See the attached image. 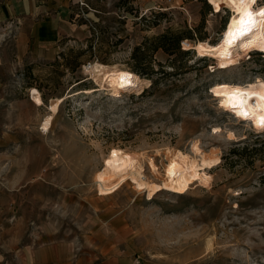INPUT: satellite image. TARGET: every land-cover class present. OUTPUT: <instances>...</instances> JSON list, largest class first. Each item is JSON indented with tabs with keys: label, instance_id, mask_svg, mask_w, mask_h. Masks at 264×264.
I'll return each instance as SVG.
<instances>
[{
	"label": "rangeland",
	"instance_id": "374dc122",
	"mask_svg": "<svg viewBox=\"0 0 264 264\" xmlns=\"http://www.w3.org/2000/svg\"><path fill=\"white\" fill-rule=\"evenodd\" d=\"M88 5L80 37L61 38L53 58L11 74L0 110V264H57L41 258H56L59 247L60 264H264V120H241L212 94L217 82L264 80V57L233 36L236 14L208 0ZM225 24L232 40L222 43ZM167 29L190 30L193 38L180 40L188 53L152 52V36ZM136 47L150 78L131 68ZM106 66L136 73L140 88L114 96L95 79ZM175 149L219 161L182 193L148 197L130 179L100 193L95 175L108 155L136 156L158 183Z\"/></svg>",
	"mask_w": 264,
	"mask_h": 264
},
{
	"label": "bare ground",
	"instance_id": "6f19581e",
	"mask_svg": "<svg viewBox=\"0 0 264 264\" xmlns=\"http://www.w3.org/2000/svg\"><path fill=\"white\" fill-rule=\"evenodd\" d=\"M208 2L215 12L227 7L236 14L234 36L238 45L242 44L244 47L250 44L255 47L254 49H262L264 52V17L253 11L256 0L254 3L246 0L243 4L236 0L235 5L231 3V0H208ZM189 46L188 41L183 42V48ZM235 52L237 55L242 54L241 50ZM218 66L221 65L218 64ZM95 79L102 88L107 86L114 96L119 95L120 88L124 86L140 88L135 74L114 66L97 69ZM212 92L218 99L219 107L230 110L239 119L264 120V80L261 77L241 84L229 81L217 82L213 85ZM56 108V103H52V113L42 122L44 131L50 128L53 114L57 111ZM232 135L233 133L230 132L229 136ZM103 161V169L95 175V181L98 183L101 194L114 192L126 179H130L137 189L146 191L147 196L151 197L160 189L184 192L191 182L197 180L198 170L217 165L219 156L204 150L196 155H190L180 149L169 150L166 153L163 175L158 183L144 177L141 163L132 154L113 153L105 157ZM154 163L150 159L149 164L152 171L157 169Z\"/></svg>",
	"mask_w": 264,
	"mask_h": 264
},
{
	"label": "crops",
	"instance_id": "0c3cea01",
	"mask_svg": "<svg viewBox=\"0 0 264 264\" xmlns=\"http://www.w3.org/2000/svg\"><path fill=\"white\" fill-rule=\"evenodd\" d=\"M79 1L88 7L100 0H0V110L11 100L9 86L15 83L11 76L15 69L53 58L61 38L83 34ZM26 100L39 106L31 97ZM58 251L56 258L42 257L41 261L55 259L60 264L65 252L62 247Z\"/></svg>",
	"mask_w": 264,
	"mask_h": 264
},
{
	"label": "trees",
	"instance_id": "16d2710c",
	"mask_svg": "<svg viewBox=\"0 0 264 264\" xmlns=\"http://www.w3.org/2000/svg\"><path fill=\"white\" fill-rule=\"evenodd\" d=\"M231 3L233 5H235V2H232V0H231ZM258 3L259 4L264 3V1H260ZM258 10H256L257 14L264 17V14H261V13H264V6L258 7ZM226 24H228L227 21H226ZM226 24L223 27V28L226 27V34L224 35L223 39H221L222 43H227L230 40H232L231 39L232 35L228 36V32L230 33V31H231L230 24H229L228 28H227ZM232 28H233V36H234V33H235V22H234ZM184 37L192 39L193 35L191 34L190 30H188L186 32V34H182V33H178V32H172L169 29H167L164 32H161V33H159L157 35H154V36H152V39H153V42H154V44L151 46L152 52H154L158 48H161V49H163L165 52H167L169 54H171V53H184V54L188 53L189 49H181L180 48V40L182 38H184ZM235 39H236V37H235ZM170 45H172V46H170ZM205 49L209 50L210 48L207 47ZM232 49H233V46L227 45L226 49H225V51H223V53L225 55H230L232 53ZM208 52L203 50V53H205V54L208 53ZM143 53H144V50L140 51L139 47H136L133 50L132 58L134 60V64L132 65L131 68L134 71H136L137 73H139L141 75H145V76L150 78L151 76H153L154 69L149 63H145V61L143 60V58H144L143 57Z\"/></svg>",
	"mask_w": 264,
	"mask_h": 264
},
{
	"label": "built area",
	"instance_id": "2783aa9c",
	"mask_svg": "<svg viewBox=\"0 0 264 264\" xmlns=\"http://www.w3.org/2000/svg\"><path fill=\"white\" fill-rule=\"evenodd\" d=\"M82 6L86 7L87 4H86L84 1H79V7H80V8H78V9L80 10V11H79V14L81 13L82 15H84V12H83L82 9H81ZM251 50H252V49H251ZM251 50H250V51H251ZM254 50L260 51V50H262V49H254ZM246 55L249 56V52H247ZM261 55L264 57V54H261Z\"/></svg>",
	"mask_w": 264,
	"mask_h": 264
},
{
	"label": "snow or ice",
	"instance_id": "6c2138e0",
	"mask_svg": "<svg viewBox=\"0 0 264 264\" xmlns=\"http://www.w3.org/2000/svg\"><path fill=\"white\" fill-rule=\"evenodd\" d=\"M232 2H236V0H232ZM239 2L243 4V3H245V2H246V0H239ZM251 2H253V3H254V2H255V0H251ZM261 14H264V13H261ZM245 115H246V114H245Z\"/></svg>",
	"mask_w": 264,
	"mask_h": 264
}]
</instances>
